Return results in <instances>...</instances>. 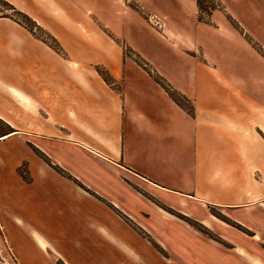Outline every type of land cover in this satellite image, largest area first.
Listing matches in <instances>:
<instances>
[{
	"label": "crops",
	"instance_id": "obj_1",
	"mask_svg": "<svg viewBox=\"0 0 264 264\" xmlns=\"http://www.w3.org/2000/svg\"><path fill=\"white\" fill-rule=\"evenodd\" d=\"M4 1L56 44L0 17V228L14 264H148L159 229L148 209L166 217L149 197H173L187 216L183 203L241 212L264 202V57L208 56L205 30L219 26H199L197 0ZM86 1L191 15L174 29L161 23L162 39L179 50L153 74L192 114L114 42L69 22ZM250 6L260 13L264 0Z\"/></svg>",
	"mask_w": 264,
	"mask_h": 264
},
{
	"label": "rangeland",
	"instance_id": "obj_2",
	"mask_svg": "<svg viewBox=\"0 0 264 264\" xmlns=\"http://www.w3.org/2000/svg\"><path fill=\"white\" fill-rule=\"evenodd\" d=\"M206 1L208 8L197 13L199 26H219V29L214 26L213 29L205 30L211 42L206 48L207 55L220 60L227 56L246 57L260 63L258 54L264 57V8L259 13L255 6H250V0H245L246 6L228 5L226 8L221 0ZM151 11L154 13L151 14ZM145 13H149L144 16L148 17L147 22L150 24H146V27L145 22L143 24L144 16L132 8L125 11L118 3L111 8L96 9L86 1L80 13L67 16L70 23L82 26L86 38L111 40L121 48L125 57L135 60L146 72H166L169 65L159 62L160 57L167 53L177 55L179 49L162 39L160 25L164 23L174 29L176 25L189 24L192 17L186 12L171 16L153 10ZM35 33L44 38L38 31ZM95 70L108 80L106 71L98 66H95ZM20 169L24 173V167ZM149 200L159 205L166 217L162 219L148 209L149 225L153 229L159 226L156 236L147 241L150 246L153 245L158 257H154V260L150 257L148 264H264V202L241 212L222 211L213 207L196 210L192 205L183 203L186 207L182 210L192 215L187 216L177 209L179 205L173 197L167 196V204L151 197ZM9 252L0 228V264L15 263ZM35 256L42 258L38 252Z\"/></svg>",
	"mask_w": 264,
	"mask_h": 264
},
{
	"label": "trees",
	"instance_id": "obj_3",
	"mask_svg": "<svg viewBox=\"0 0 264 264\" xmlns=\"http://www.w3.org/2000/svg\"><path fill=\"white\" fill-rule=\"evenodd\" d=\"M197 6H198L199 13H201L204 9H207L208 8L207 1L206 0H197ZM0 17H7V18L12 19L16 23L22 25L32 35H34L38 39L43 40L50 47L56 49V44H55V41H54V39L52 37H50L49 35L45 34L30 18H28L23 13L15 10L8 2H6L4 0H0ZM36 31H38L42 36H44V38L41 37V36H39L38 34H36L35 33ZM144 65H143V67H144ZM98 73L101 75L103 81L107 83L108 80L105 77H103L100 72H98ZM147 73L150 75V77H152V79L154 80V82H156L157 84H159L168 93V95L170 96V98L175 103H177L180 107H182L187 112H189V114H192L191 106H190L188 100L185 97H183L177 91L171 89L169 87V85L161 77H159L158 75L153 74V72H151V71H147ZM18 173L23 178V175L21 174V171L20 170H18ZM183 219L186 220L185 218H183ZM186 221H188V220H186ZM140 234L143 235L141 232H140ZM57 264H61V263L60 262H57Z\"/></svg>",
	"mask_w": 264,
	"mask_h": 264
}]
</instances>
